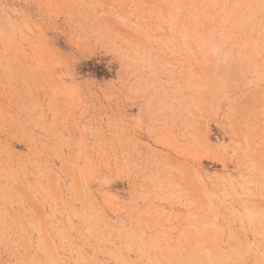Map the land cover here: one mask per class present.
<instances>
[{"label":"rangeland","instance_id":"1","mask_svg":"<svg viewBox=\"0 0 264 264\" xmlns=\"http://www.w3.org/2000/svg\"><path fill=\"white\" fill-rule=\"evenodd\" d=\"M0 264H264V0H0Z\"/></svg>","mask_w":264,"mask_h":264}]
</instances>
